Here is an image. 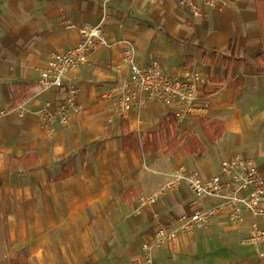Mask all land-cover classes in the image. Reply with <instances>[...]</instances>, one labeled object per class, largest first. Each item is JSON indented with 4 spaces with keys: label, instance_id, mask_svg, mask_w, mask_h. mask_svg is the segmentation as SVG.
<instances>
[{
    "label": "crops",
    "instance_id": "0c3cea01",
    "mask_svg": "<svg viewBox=\"0 0 264 264\" xmlns=\"http://www.w3.org/2000/svg\"><path fill=\"white\" fill-rule=\"evenodd\" d=\"M190 1L205 18L193 17L180 0H0V112L25 110L0 118V264H136L141 244L196 199L182 184L139 208V197L176 172L211 178L220 173L221 159L244 154L264 178L256 0H210L214 7L208 0ZM104 15L108 40L132 42L138 64L158 61L165 71L190 68L209 76L202 90L209 98L205 115L177 122L174 108L159 102L117 115L103 95L127 74L117 67L118 45L95 51L69 73L81 111L47 134L31 112L53 110L63 97L61 91L39 93L48 57L74 47L79 30ZM123 124L137 150L122 140ZM198 203L210 207L217 201ZM254 224L264 227L248 216L239 224L224 214L212 218L204 230L220 239L226 255L208 264H264L241 248ZM193 234L160 247L155 264H205L192 258L200 243Z\"/></svg>",
    "mask_w": 264,
    "mask_h": 264
},
{
    "label": "built area",
    "instance_id": "2783aa9c",
    "mask_svg": "<svg viewBox=\"0 0 264 264\" xmlns=\"http://www.w3.org/2000/svg\"><path fill=\"white\" fill-rule=\"evenodd\" d=\"M149 1L162 4L166 0ZM179 3L187 6L193 17H206L205 12L195 7L190 0H180ZM206 4L208 7L215 6V2L210 0ZM105 16L98 24L81 28L79 41L74 47L49 55L47 65L37 81L39 93L61 91L63 97L53 110L42 107L31 112L42 129L50 134L55 128L66 126L69 117L81 111L77 103L79 89L68 81L69 73L77 72L95 51L118 45L122 47V52L117 67H126L127 74L119 85L111 86L103 95L117 115L123 117L150 102H159L174 108L173 116L177 122L204 116L209 98L202 90L211 83L210 77L190 68L180 73L165 71L158 61L138 64L132 42L126 39L115 42L108 40L104 32ZM16 110L20 115L25 111L23 106L13 109ZM13 111L0 112V118ZM182 184H186L196 199L189 203L188 212L176 216L167 226L157 227L152 238L141 244V256L136 264H155L160 247L175 243L180 236L205 229L212 218L221 214L226 215L232 224L241 223L245 216L264 222V178L251 156L236 154L230 160L221 159L220 173L211 178H202L195 171L180 170L152 194L139 197V208L156 203ZM198 199H215L217 203L200 207ZM245 243L258 246V257L264 262V227L254 224Z\"/></svg>",
    "mask_w": 264,
    "mask_h": 264
},
{
    "label": "rangeland",
    "instance_id": "374dc122",
    "mask_svg": "<svg viewBox=\"0 0 264 264\" xmlns=\"http://www.w3.org/2000/svg\"><path fill=\"white\" fill-rule=\"evenodd\" d=\"M153 153L151 154L153 156H156ZM193 233H195L193 234L195 236L194 240L200 242L198 251H196L195 255L192 256L193 259H198L199 261H203L205 264H208L211 263L213 259H217V258L223 259L225 257L226 254L222 250V242L220 241V239L208 235L204 229L195 231ZM246 245L248 244H244L241 246L243 252L247 251L253 256L258 255L259 252L258 246L248 247Z\"/></svg>",
    "mask_w": 264,
    "mask_h": 264
},
{
    "label": "trees",
    "instance_id": "16d2710c",
    "mask_svg": "<svg viewBox=\"0 0 264 264\" xmlns=\"http://www.w3.org/2000/svg\"><path fill=\"white\" fill-rule=\"evenodd\" d=\"M254 5H255L257 18H258L261 49H262V53H264V0H261V1L256 0L254 2ZM262 53L255 57V61H262L264 63V55ZM231 58L232 57H229V60H231ZM260 70L264 71V66L261 67ZM23 101H24V97L22 96L18 102L20 103ZM171 124H174V123H171ZM164 126H165V124H164ZM166 135H167V137H169L167 126H166ZM121 136H122L123 141L129 142V149H131V150H137L138 149V142L132 137V134L127 131V127L125 124L122 125V135ZM218 137H219V135H217V138ZM178 142H180V141H178ZM191 146L193 148V145H191ZM125 147H126V144H125Z\"/></svg>",
    "mask_w": 264,
    "mask_h": 264
}]
</instances>
